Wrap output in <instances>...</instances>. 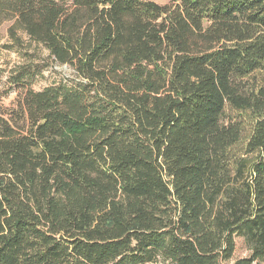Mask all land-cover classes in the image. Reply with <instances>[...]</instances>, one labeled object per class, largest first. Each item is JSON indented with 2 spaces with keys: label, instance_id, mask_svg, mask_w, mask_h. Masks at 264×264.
Returning a JSON list of instances; mask_svg holds the SVG:
<instances>
[{
  "label": "trees",
  "instance_id": "1",
  "mask_svg": "<svg viewBox=\"0 0 264 264\" xmlns=\"http://www.w3.org/2000/svg\"><path fill=\"white\" fill-rule=\"evenodd\" d=\"M165 1L0 0L74 75L0 100V264H264V0Z\"/></svg>",
  "mask_w": 264,
  "mask_h": 264
},
{
  "label": "rangeland",
  "instance_id": "2",
  "mask_svg": "<svg viewBox=\"0 0 264 264\" xmlns=\"http://www.w3.org/2000/svg\"><path fill=\"white\" fill-rule=\"evenodd\" d=\"M160 3L167 2L159 0ZM12 23L8 22L0 27V100L6 107L13 106L18 97V90L23 87L14 86L10 83V77L16 73L19 68L30 67L31 61H34L40 73L33 81L32 88L36 91H43L47 87L60 84L61 82L71 86L74 81L72 70L66 66L53 64L49 58L48 50L43 47L30 46L28 37L21 34L24 47L14 44L10 37V27ZM30 46V47H29ZM236 253L234 259L224 264H236L237 261L250 257V251L242 239L237 240Z\"/></svg>",
  "mask_w": 264,
  "mask_h": 264
}]
</instances>
